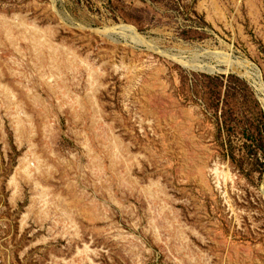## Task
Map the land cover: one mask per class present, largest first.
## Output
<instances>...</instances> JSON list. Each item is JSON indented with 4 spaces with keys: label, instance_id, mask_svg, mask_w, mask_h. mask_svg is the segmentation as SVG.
Instances as JSON below:
<instances>
[{
    "label": "rangeland",
    "instance_id": "obj_1",
    "mask_svg": "<svg viewBox=\"0 0 264 264\" xmlns=\"http://www.w3.org/2000/svg\"><path fill=\"white\" fill-rule=\"evenodd\" d=\"M0 264H264V0H0Z\"/></svg>",
    "mask_w": 264,
    "mask_h": 264
}]
</instances>
